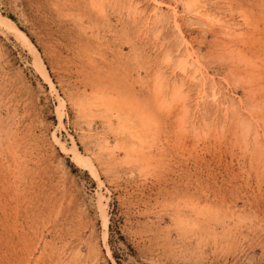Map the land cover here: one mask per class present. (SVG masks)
I'll return each instance as SVG.
<instances>
[{
	"label": "rangeland",
	"instance_id": "rangeland-1",
	"mask_svg": "<svg viewBox=\"0 0 264 264\" xmlns=\"http://www.w3.org/2000/svg\"><path fill=\"white\" fill-rule=\"evenodd\" d=\"M0 11V264H264V0Z\"/></svg>",
	"mask_w": 264,
	"mask_h": 264
},
{
	"label": "bare ground",
	"instance_id": "bare-ground-1",
	"mask_svg": "<svg viewBox=\"0 0 264 264\" xmlns=\"http://www.w3.org/2000/svg\"><path fill=\"white\" fill-rule=\"evenodd\" d=\"M6 27H9L10 29L7 30ZM5 28H6V30L9 33H11L13 35V37L18 42H21L22 44H24V46L27 48V50L29 51V53H31L33 55V57H34L37 65L40 67L41 74H42V77L44 78V80L47 82V84L53 86V82L51 80L50 74H49V72H48V70H47V68H46V66H45V64H44V62L42 60V57H41L39 51L31 44V42L27 39V37L21 32V30L19 29V27H17L12 22H10V20L6 19L2 15V13L0 11V31H4ZM59 103H60V107L61 108H65L64 107V103L61 100L59 101ZM60 117H61L60 119H62V115H60ZM60 121H62V120H60ZM126 121H128V120H126ZM122 127H123V125H122ZM123 129L124 128H122V130ZM129 130H131V129H129ZM53 136H54V141L57 143V145L60 147V149L63 152H65V154L70 155L71 161L75 165L80 166V164H81V155H80L79 151L77 150L76 146H72L71 149H69L66 146V144L57 135L54 134ZM91 173L94 175V177L96 179H98V183L101 184L102 182L99 179V177L97 176V173L94 170H92ZM99 198H100L99 200H100V204H101L102 203V200L101 199L103 198L102 195L99 196ZM101 208H102L101 211H102V217H103V225H104V228H105V240L107 241V238H108V226H109V215H108L107 209H106V207L104 205H102Z\"/></svg>",
	"mask_w": 264,
	"mask_h": 264
}]
</instances>
